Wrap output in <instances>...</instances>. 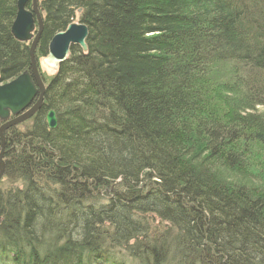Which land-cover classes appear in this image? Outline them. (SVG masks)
<instances>
[{
    "label": "trees",
    "instance_id": "1",
    "mask_svg": "<svg viewBox=\"0 0 264 264\" xmlns=\"http://www.w3.org/2000/svg\"><path fill=\"white\" fill-rule=\"evenodd\" d=\"M17 4L0 0L2 84L31 70ZM42 12L41 57L76 16L88 52L42 73L46 106L7 138L19 187L0 191V264H264V189L206 164L264 167V0H45Z\"/></svg>",
    "mask_w": 264,
    "mask_h": 264
},
{
    "label": "water",
    "instance_id": "2",
    "mask_svg": "<svg viewBox=\"0 0 264 264\" xmlns=\"http://www.w3.org/2000/svg\"><path fill=\"white\" fill-rule=\"evenodd\" d=\"M28 1L29 0H18V12L12 25L11 32L14 38L19 42L26 43L33 40L30 48L31 70L24 72L5 84H0V121L3 122L0 128L2 153H4L6 148V140L3 136L4 132L12 126L32 118L42 107L46 93L45 85L43 84L40 76L41 74H39V69L34 58L37 43L44 30V21L39 14L37 0H32V11H27L25 9ZM34 17H36L39 31L36 37L32 39L35 31ZM88 36L89 30L86 25L70 24L65 31L57 33L51 39L48 46V55L44 60L45 64L51 68L57 69L61 64L67 61L73 47H79L83 52L87 53L88 46L86 41ZM10 117H15V120L7 123ZM46 119L49 129L54 130L57 128L58 119L54 111H49ZM5 168V163L1 162L0 177L4 175Z\"/></svg>",
    "mask_w": 264,
    "mask_h": 264
},
{
    "label": "rangeland",
    "instance_id": "3",
    "mask_svg": "<svg viewBox=\"0 0 264 264\" xmlns=\"http://www.w3.org/2000/svg\"><path fill=\"white\" fill-rule=\"evenodd\" d=\"M44 1L45 0H37V8H38V11H39V14L41 17H42L41 13H43L42 12V3H44ZM25 9L27 11H32V9H33L32 0H29L27 2ZM34 18H35V31L33 33L32 39H34L36 37V35L38 34V31H39V27H38V24L36 21V17H34ZM72 24H81L80 23V17L76 16ZM40 41L41 40L39 39L37 46H36V49H35V52H34V58H35V61L37 63V66L39 69V74H41L40 76H41V79L43 81V84L45 85L46 93H47V90L49 88V83L46 82L42 73H44L45 75L50 77V76H53L55 74L56 69L51 68L47 64H45L44 60L47 56L45 58L40 56L41 51H42V45H43V44L41 46L39 45ZM32 42H33V40L31 42H26V44L29 45L31 48ZM29 51H30V49H29ZM48 77H47V81H48ZM0 84H2V83L0 82ZM46 93L44 96L42 107L39 109V111L32 118H30V119H28V120H26L20 124L12 126L11 130L12 129L13 130L10 132H9L10 128L4 132L3 136L6 140V142H7V138H10V135L13 132H16L19 134H24V133L29 131V128H31L33 125L32 121L34 120V118L37 116L38 113H40L42 111L43 107L46 106V100H47ZM29 109H27V110H29ZM51 111H53V110H51ZM20 116H18V117H20ZM46 118H47V115H46ZM14 120H15V117H10L9 120L7 121V123H10ZM46 121H47V119H46ZM46 124H47V122H46ZM203 151H204L203 147L198 149L197 153L195 154L196 159L192 160L194 162L193 164L197 163L196 165L198 167L203 166L205 164V162L207 161L208 152L205 153ZM260 152L264 153V151L262 149H260ZM258 156L261 160H263L262 162H264V155L259 154ZM5 161H7V159ZM206 164H211L210 167L214 171L215 175H217L222 182H224L228 185H232V186L243 185V186L249 187L251 189L257 190V191L260 189L261 190L264 189V167H260L259 169H257L254 166H252V167H249V169L248 168H241V169L233 170V169H229V168H224L220 164L216 165L214 162H211V163L207 162ZM18 185L19 184L17 182H14V181L8 179L5 176V173L3 176L0 177V191H7L8 189H11V188H17V187H19ZM157 222H158V220L156 221V223ZM135 264H137V263H135Z\"/></svg>",
    "mask_w": 264,
    "mask_h": 264
},
{
    "label": "flooded vegetation",
    "instance_id": "4",
    "mask_svg": "<svg viewBox=\"0 0 264 264\" xmlns=\"http://www.w3.org/2000/svg\"><path fill=\"white\" fill-rule=\"evenodd\" d=\"M2 125H3V122L0 121V128L2 127ZM5 160H6V150L4 151V153H2L1 142H0V163L4 162L5 166H6V161Z\"/></svg>",
    "mask_w": 264,
    "mask_h": 264
}]
</instances>
